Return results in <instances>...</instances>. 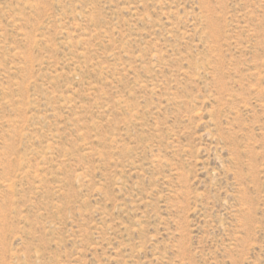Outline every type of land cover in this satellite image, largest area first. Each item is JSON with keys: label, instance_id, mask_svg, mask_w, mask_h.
Listing matches in <instances>:
<instances>
[{"label": "rangeland", "instance_id": "374dc122", "mask_svg": "<svg viewBox=\"0 0 264 264\" xmlns=\"http://www.w3.org/2000/svg\"><path fill=\"white\" fill-rule=\"evenodd\" d=\"M0 264H264V0H0Z\"/></svg>", "mask_w": 264, "mask_h": 264}]
</instances>
